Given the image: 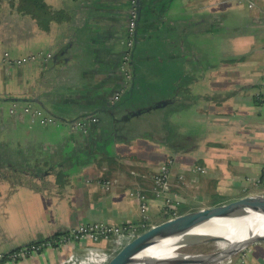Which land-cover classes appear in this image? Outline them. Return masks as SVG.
Instances as JSON below:
<instances>
[{"label":"crops","instance_id":"0c3cea01","mask_svg":"<svg viewBox=\"0 0 264 264\" xmlns=\"http://www.w3.org/2000/svg\"><path fill=\"white\" fill-rule=\"evenodd\" d=\"M252 1L248 7L249 0H176L169 20L146 22L142 16L141 26L151 36L139 53L149 72L133 87L134 97L112 105L127 0H0L1 98L2 86L11 90L6 95L11 100L34 84L30 76L45 67L38 59L13 68L2 60L4 52L12 57L54 53L65 38L83 54L49 84L63 119L41 125L39 117L20 110L25 106L21 101L16 112L9 111V100L7 111L0 113V136L8 141L6 160L12 162L20 151L39 144L40 151L23 153L24 161L32 155L28 168L40 172L46 165L55 167L50 174L24 175L26 183L18 187L24 204L3 229L23 226L28 235L37 228L43 234L69 232L86 223L149 227L264 192L257 183L264 171V107L255 100L264 90V0ZM214 8L216 49L208 43L214 36L204 34L202 23L205 10ZM152 104L157 109L144 118L131 116L132 125L144 124L143 129L125 133L117 126L115 117ZM31 105L47 114L40 105ZM71 120L84 125L73 128ZM42 156L49 162L35 167ZM162 163L168 164L170 186L157 197L154 177ZM103 180L116 185L103 186ZM171 211L176 213L168 215ZM83 246H45L15 264H59L65 250L80 252ZM246 259L256 264L250 253Z\"/></svg>","mask_w":264,"mask_h":264},{"label":"water","instance_id":"95a60500","mask_svg":"<svg viewBox=\"0 0 264 264\" xmlns=\"http://www.w3.org/2000/svg\"><path fill=\"white\" fill-rule=\"evenodd\" d=\"M175 4L176 0H138L137 4L135 3V6H137L139 9L138 18H140V21L141 17L144 16L147 22L149 19H153L151 15L155 16L157 20L160 19L158 13L171 17V13H173L174 11ZM153 20L155 21V19ZM39 52H41L42 55L33 60L27 61L30 62L40 59L43 60L45 65L44 69H42L38 74H32L30 76L34 84L29 85L27 88L20 89L16 93V95H20L10 97L11 100L7 98L8 96H6L8 93H12L11 90L5 91L3 93L4 97H0V102L7 100H10L12 102L21 101L25 104V106L31 108V104H38L40 105L41 109H44V111L47 113L46 116L48 115V117L51 119V121L49 122L53 123L58 119H63L64 116H62L59 108L56 107L55 95L52 92V88L49 87V84L54 78L58 76L59 71L70 67L69 61L72 58H77L78 60L82 59L83 54L82 50L78 46H74L71 42H65V38H61L54 53L44 51ZM48 62H51V64L47 66ZM157 105H159V103H157ZM157 105L152 104L148 106H139L138 108H134L130 112V115H134L136 118H144V116L149 111L157 109ZM32 110L34 111L39 109L32 108ZM156 116L157 114H155V117ZM71 122L73 128L81 127L84 125L83 120H71ZM40 124L42 123L40 122ZM109 128L111 127L109 126ZM60 132L61 131H58L56 133L59 137H61ZM48 162V157L42 156L38 159V161H36L35 167H42ZM25 174L27 175L28 173ZM25 183L26 180L25 178H23L21 184ZM242 202H245V205L249 209L261 210L262 212H264V192H262L246 194L234 200L177 214L138 232L132 239L127 241L105 264H214L215 262L226 259L234 255L238 251L243 250L246 246H248V244L264 240V236H252L246 241L236 243L230 242L223 236H206L203 237L200 241H225V246L221 248L218 247V250L210 252L208 254H191L193 255L192 257L185 259L162 261L149 258L145 261H140L138 259H135L134 256L142 251V246L146 242H148L155 236L164 233L165 231H169L171 234L176 236H187V233L190 230L187 225L191 222H194L195 220L212 217L221 219H234L232 217H234L237 212L239 213V211H241L243 208L238 207V204ZM233 221L234 224H243V222H239L240 220L235 219ZM244 225L246 227L245 230H247V228H251L246 226L248 224Z\"/></svg>","mask_w":264,"mask_h":264},{"label":"flooded vegetation","instance_id":"af4514ba","mask_svg":"<svg viewBox=\"0 0 264 264\" xmlns=\"http://www.w3.org/2000/svg\"><path fill=\"white\" fill-rule=\"evenodd\" d=\"M136 0V4H137ZM251 4V5H249ZM252 3H248V7H252ZM139 9L136 6L135 8V17L133 19V25L131 34L129 31V20H130V5L129 0H127L126 8L123 12V27L121 33V50L118 57V62L116 63V74L119 79L118 89L111 94L112 97L110 99V103L112 105L116 104L120 101H125L128 97H134L133 87L137 84L140 77L144 76V73L149 72V66L144 63L145 59L142 58L139 53V49L147 42V38L151 36L147 32L146 27L141 26L140 18H138ZM160 16L159 22H163L165 20H169V17L164 14L158 13ZM204 20L202 23L204 24V34L208 37L214 36L213 41H208L209 44L214 45L216 40V8H214L213 12L205 10ZM153 19L156 21V17L151 15ZM218 24V23H217ZM218 27V26H217ZM144 34H141V33ZM231 32V31H229ZM206 36V37H207ZM208 39V38H207ZM149 51V49H148ZM138 52V53H137ZM210 57H208L209 60ZM207 62V61H206ZM24 63L19 64H11L13 68L22 67ZM209 64V63H208ZM7 91V87L2 86V92ZM115 95L117 98L115 99ZM1 97V96H0ZM9 100L0 102V113L7 111L8 107L5 105ZM164 103V102H163ZM7 107V108H6ZM19 110V105L17 102L11 101V106L9 108L10 112H16ZM20 110L25 114H31L33 111L31 107L24 106L20 107ZM46 115V114H43ZM130 113L128 115L117 116L115 117L116 124L121 130L125 133L138 131L143 129L146 125H138L134 126L131 123ZM94 119V120H93ZM91 120L96 121L97 118H92ZM43 125H49L50 122L42 123ZM41 124V125H42ZM134 126V127H133ZM79 128V127H78ZM4 130L0 128V134H3ZM7 142L5 139V135L0 136V223H5L7 220L11 218V214L18 209L20 206L24 204L25 196L23 195L22 190H18L20 187L21 181L25 175V173H32L34 170L28 168V164H31L32 155L29 156L25 161L23 160V153H27L28 150L20 151L17 156L11 161L5 159V151L7 147ZM42 148L39 144L35 145L34 148L31 149V153H36ZM34 162V159H33ZM32 162V163H33ZM55 167L51 165H46L41 169L40 172H34L35 176H40L43 174H50ZM199 170H203L200 166L197 167ZM10 223V222H9ZM10 227V226H9ZM18 229H12V226L8 228V230L0 228V230H5V232L0 233V254H8L9 252L14 251L15 249H19L22 247L30 248L32 245L40 244L46 240L54 239L55 237L60 236L64 232H56L52 231L50 234H43L40 228L33 230V234H26L23 226H16ZM12 238V239H11ZM10 239V240H8ZM19 240H24L19 242ZM7 242H18L13 247L7 248L6 246H2V244ZM5 262V261H3ZM8 263V262H7ZM16 263V262H15ZM13 263V264H15ZM12 264V263H10Z\"/></svg>","mask_w":264,"mask_h":264},{"label":"built area","instance_id":"2783aa9c","mask_svg":"<svg viewBox=\"0 0 264 264\" xmlns=\"http://www.w3.org/2000/svg\"><path fill=\"white\" fill-rule=\"evenodd\" d=\"M135 2L129 0L130 5V20L129 31L131 34L133 19L135 17ZM250 2V0H249ZM248 2V3H249ZM251 5V4H249ZM42 55L41 52L31 53L27 56L12 57L8 52L3 53L2 60L7 63L19 64L29 60H33ZM263 95V92L258 95ZM117 95H115V99ZM32 114L39 117L41 123L49 122L51 119L48 116H43L40 110L32 111ZM94 120V119H93ZM170 172L167 163H162L158 172L154 177L155 195L158 197L160 193L170 186ZM257 183L264 186V171L257 179ZM102 185L106 187H115V183L103 180ZM141 210L144 211L146 206L143 203V196L140 197ZM138 233L137 226L132 222L121 224H105V223H86L80 224L71 229L66 235H60L59 239H49L40 244L32 245L30 248L22 247L7 254L8 259L5 262L15 263L20 257H24L36 253L42 246H53V242H57V246L70 245V243L83 242L84 246L80 252H76L72 248L64 251L60 257L59 264H105L127 241L132 239ZM107 241L108 244L104 247H99V241ZM4 254H0V260Z\"/></svg>","mask_w":264,"mask_h":264},{"label":"bare ground","instance_id":"6f19581e","mask_svg":"<svg viewBox=\"0 0 264 264\" xmlns=\"http://www.w3.org/2000/svg\"><path fill=\"white\" fill-rule=\"evenodd\" d=\"M245 204V202L238 204L239 208H243L232 217L234 219L212 217L189 223L187 226L190 230L187 236H176L165 231L146 242L142 246V251L136 254L134 258L140 261L149 258L162 261L189 258L193 255L180 252L179 249L200 241L206 236H223L232 243L246 241L252 236H264V212L249 209ZM235 219L240 220L239 222H243V224H234L233 220ZM244 224H248L246 226L251 228L245 230Z\"/></svg>","mask_w":264,"mask_h":264},{"label":"rangeland","instance_id":"374dc122","mask_svg":"<svg viewBox=\"0 0 264 264\" xmlns=\"http://www.w3.org/2000/svg\"><path fill=\"white\" fill-rule=\"evenodd\" d=\"M216 40L212 49H216ZM254 190L261 191L260 185H255ZM0 228L3 229V223H0ZM5 232V230H0V233ZM225 246V241H197L192 244L186 245L185 247L179 249L180 252L190 253V254H208L210 252L216 251L219 248ZM250 253L251 256H255L256 264H264V240L256 241L248 244L243 250L238 251L234 255L223 259L214 264H249L246 262V255ZM253 259V258H252ZM254 260V259H253Z\"/></svg>","mask_w":264,"mask_h":264},{"label":"trees","instance_id":"16d2710c","mask_svg":"<svg viewBox=\"0 0 264 264\" xmlns=\"http://www.w3.org/2000/svg\"><path fill=\"white\" fill-rule=\"evenodd\" d=\"M256 103H258V104H260V105H262L263 107H264V90H263V95H260L259 97H257L256 99ZM176 212H168V215H173V214H175ZM147 228V226H143V227H140V228H138V231L140 232V231H142V230H144V229H146ZM68 232H66V234H67ZM64 234V233H63ZM63 234H61V235H63ZM59 237L60 236H58V237H55L54 239L55 240H57V239H59ZM53 240V239H52ZM53 242V246H57V242H54V241H52ZM45 247V246H44ZM43 246L39 249V250H37L36 251V253H38V252H40V251H42V249L44 248ZM15 250H17V249H15ZM20 258H22V257H20ZM8 259V256H7V254H4L3 255V257H2V259L0 260V262H3V261H5V260H7Z\"/></svg>","mask_w":264,"mask_h":264}]
</instances>
